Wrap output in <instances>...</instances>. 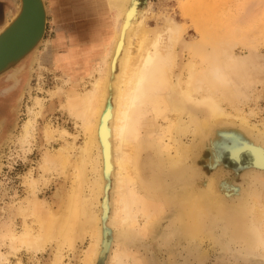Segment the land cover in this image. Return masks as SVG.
Returning a JSON list of instances; mask_svg holds the SVG:
<instances>
[{
    "label": "bare ground",
    "instance_id": "obj_1",
    "mask_svg": "<svg viewBox=\"0 0 264 264\" xmlns=\"http://www.w3.org/2000/svg\"><path fill=\"white\" fill-rule=\"evenodd\" d=\"M105 1L112 29L103 55L86 81L82 78V89L63 77L61 85L50 93L63 96L60 108L79 123L85 139L75 159L71 158V143L60 146L54 154L44 151L40 167L63 170L70 166L71 185L63 192L56 188L52 202H46L35 194L36 179L29 178L25 182L27 196L16 207L22 217L21 231H14L11 224L0 235L8 239L11 251L21 245L33 255L51 243L50 264H64L62 250L74 251L86 238L88 244L78 259L81 264H141L128 244L145 238L169 210L165 240L184 241L194 250L198 263L201 243L206 239L217 245L222 234L218 235L217 229L228 227L231 219L230 241L242 240L250 249L248 253H253L264 240V191L251 190L235 177L228 178L220 161V150L229 147L232 156L243 152L250 168L264 171V129L249 125L232 106L235 101L237 106L234 97H243L235 81L246 71L244 62L232 57L234 47L217 38L221 32L215 35L214 29L210 32L213 36L204 34L209 51L194 46L186 62H177L178 27L172 21L161 19V27L149 31L144 26L148 9L138 7V0ZM234 14L231 17L236 18ZM24 72L20 65L11 76L13 83ZM17 98L15 95L12 100ZM225 103L237 116L224 109ZM34 104L38 110L31 111L20 128L17 141L21 146L35 131L41 98H35ZM50 129L44 126L45 138L54 132ZM61 132L66 134L65 129ZM188 136L190 141L185 143Z\"/></svg>",
    "mask_w": 264,
    "mask_h": 264
},
{
    "label": "rangeland",
    "instance_id": "obj_2",
    "mask_svg": "<svg viewBox=\"0 0 264 264\" xmlns=\"http://www.w3.org/2000/svg\"><path fill=\"white\" fill-rule=\"evenodd\" d=\"M191 1L193 2V0H138V7L146 6L148 9L146 17L149 16L150 18L147 17L144 21V26L145 28L148 26L149 31L151 27L159 29L163 24L161 19H168L178 27L179 42L175 46V51L178 54L177 62L180 63L187 61L194 46L202 47L204 52L210 50V45H207L204 41V34L208 33L211 35L214 31L215 33L213 34L217 35L216 32L219 34L221 32L219 36L217 35V38L223 39L226 44H229V42L232 44H229L231 48L234 47L231 49L232 57L237 61H241V63L244 62L243 66L245 69L243 70H246L235 81L236 83L239 82L238 87H241V92L245 94L243 93L242 99L240 96L234 97L238 104L236 103L237 106H235L236 101L233 99L235 102H233L232 106L240 110L239 113H242L241 116L243 115L246 118L249 125H255L258 129L263 130L264 0H214L215 2L212 0H199L200 2L197 4V0H194L195 2L193 3ZM185 2L188 5L187 7ZM44 3L47 15L43 41L17 65V68L23 65L25 72L22 73V76L16 78L15 83H13L11 76L16 71L13 74L9 71L0 76V104L5 109L8 106L10 112L9 121L4 122L9 118L8 112L5 115L3 114V118H1L2 115L0 117V234L4 232L6 225L9 226L11 224L14 231H21L23 225L22 217L18 214L16 207L27 196L26 192L28 189L25 182L29 178L36 179L35 194L40 200L42 198L46 202H52V194L56 188H61L62 192L63 189L69 188L70 179L72 178L69 175L71 167L66 166L61 170L62 168L58 166H50L41 170L40 166L43 165L41 158L46 150H50V153L54 154L56 149L62 148L60 146L72 143L73 149H71L70 153L71 158L75 159L79 154L85 137L78 125L79 123L70 117L66 110L60 108L63 96H52L50 93L52 89H55V86L61 85L63 77L70 78L72 82L77 83V89H82L83 80L89 77V72L103 55L110 42L109 31L110 28L112 29V25H110L111 17L105 0H44ZM204 3L207 4L206 7L203 5ZM5 4L9 10L6 8L5 16L1 17L4 6L0 2V18L4 17V22L16 10L18 0H5ZM187 10L189 11L187 12ZM185 11L186 14L184 13ZM238 12L240 15L242 14L241 16L239 15L240 17L237 15L239 14ZM234 13H237L236 16ZM244 13L245 17H242ZM231 14H234L233 16L237 19L231 17ZM189 15V18L194 16L192 18L194 20L189 19L187 17ZM198 16H200V19ZM206 16H210L208 17L210 19L208 20ZM224 16L226 19L228 17V22H225ZM196 17L201 23L195 21ZM194 21L196 23L199 22L197 23L199 28L196 23H192ZM223 22L226 25H222L225 24ZM3 23L0 21V26ZM205 23H211L209 24L210 26L207 24L210 29L206 28ZM214 24H216V28ZM204 25L206 26V31ZM200 27L202 28L201 30ZM155 28L151 29V31L155 30ZM230 30L235 34L232 35ZM226 34L229 38H225ZM237 34H239V37ZM251 37L253 40H251ZM235 38H239L240 42L238 40L237 42ZM163 39L165 43V37ZM36 57H38L37 62L34 60ZM66 86L67 84L63 88H66ZM15 95H18L17 101L12 100ZM35 98H41L42 108L36 119L37 123L32 137L21 146L17 141L20 138L21 125L29 117L31 111L38 110L33 107ZM223 107H225L226 111L237 116L238 113L236 114V111L232 110L229 105L227 106V103L223 104ZM45 125L54 130L53 132L50 129L52 134L49 138H45L43 134ZM56 129L58 131H55ZM61 129H65L66 134L60 133ZM190 138L188 136L183 141L188 143ZM228 148L225 147L220 150V161L228 178L235 177L236 180L242 181L251 190L255 187L259 191L261 189L264 191V171L258 170V172L256 169L250 168L245 153L240 152L238 157H234L230 154ZM206 157L205 153L204 159ZM47 169L48 171H46ZM91 175L89 172L88 178H91ZM259 186H262V188ZM262 190L261 192H263ZM261 203L262 209H264V192L262 193ZM142 222L143 220L140 218L139 223L142 224ZM229 222L230 225L228 227L225 226V229H217L216 233L218 235L222 233L217 245H213L210 240L206 239L201 243L199 250L203 252L199 263L195 259L194 250L188 244L186 246L184 241L177 243L175 240H165L168 232L166 227H168L169 223V210L162 215V218L154 225V228L145 238L134 239L131 244H128V247L141 264H264V240L262 244H258L253 253H248L250 249L245 247L242 240L230 241L233 219L229 220ZM262 231V237L264 238V229ZM224 240L225 243H223ZM8 242V239L0 235V264H50L53 253V245L51 243H48L42 252H37L36 255H33L25 246L21 245L18 246L16 251H11L8 247ZM87 244L88 240L86 238L78 242L74 251L65 247L62 250L63 263L81 264L78 259L81 249L86 248Z\"/></svg>",
    "mask_w": 264,
    "mask_h": 264
},
{
    "label": "water",
    "instance_id": "obj_3",
    "mask_svg": "<svg viewBox=\"0 0 264 264\" xmlns=\"http://www.w3.org/2000/svg\"><path fill=\"white\" fill-rule=\"evenodd\" d=\"M19 7L0 28V76L11 71L43 41L46 28L44 0H18Z\"/></svg>",
    "mask_w": 264,
    "mask_h": 264
},
{
    "label": "flooded vegetation",
    "instance_id": "obj_4",
    "mask_svg": "<svg viewBox=\"0 0 264 264\" xmlns=\"http://www.w3.org/2000/svg\"><path fill=\"white\" fill-rule=\"evenodd\" d=\"M12 92H14V91H12ZM12 97H14V96H12ZM10 98H11V97H10ZM6 99H7V98H6ZM6 99H4L5 102H7ZM6 112H8V114H9L8 117H9V118H7L6 121H4V122L9 121V119H10V112H9L8 106H7V109H5V107H3V106L0 104V117H1V115H2L1 118H3V114L5 115Z\"/></svg>",
    "mask_w": 264,
    "mask_h": 264
},
{
    "label": "crops",
    "instance_id": "obj_5",
    "mask_svg": "<svg viewBox=\"0 0 264 264\" xmlns=\"http://www.w3.org/2000/svg\"><path fill=\"white\" fill-rule=\"evenodd\" d=\"M0 2L1 3H3V6H4V11H3V13H1V17L4 15L5 16V14H6V12H5V9L6 8H8V6H5V0H0ZM9 10V9H8ZM3 19V20H2ZM2 20V23L4 22V17L3 18H0V21Z\"/></svg>",
    "mask_w": 264,
    "mask_h": 264
}]
</instances>
